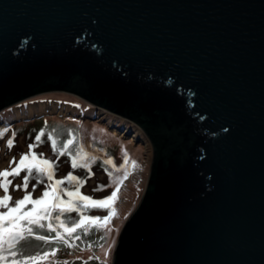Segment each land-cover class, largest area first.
Returning a JSON list of instances; mask_svg holds the SVG:
<instances>
[{"label": "water", "instance_id": "95a60500", "mask_svg": "<svg viewBox=\"0 0 264 264\" xmlns=\"http://www.w3.org/2000/svg\"><path fill=\"white\" fill-rule=\"evenodd\" d=\"M51 91L151 144L112 264H264V0H0V111Z\"/></svg>", "mask_w": 264, "mask_h": 264}, {"label": "rangeland", "instance_id": "374dc122", "mask_svg": "<svg viewBox=\"0 0 264 264\" xmlns=\"http://www.w3.org/2000/svg\"><path fill=\"white\" fill-rule=\"evenodd\" d=\"M44 96L52 99L47 101V98H43ZM74 96L75 94L68 92L51 91L29 98L25 107L11 105L1 110L0 114L3 113V118H0V130L8 129V131L0 137V170H10V168L16 167L21 154L29 152L28 146L36 142L37 134L43 129L44 135L41 137V142L32 151L38 159H47L53 162L54 180L63 179L71 173L73 176L85 181L80 188L81 194L97 200L109 196L122 180L119 198L113 205L116 215L107 227L101 228L99 231L93 229L91 238L89 235L84 236L81 241H76V246L71 249L57 246L60 251L56 259L68 261L69 264H112L119 233L143 193L148 177L152 148L148 138L140 129L133 122L123 117L96 107H93L92 111L85 115L71 112L74 109L78 112V109L73 105L79 100L77 96V98ZM40 98L43 99L40 100ZM27 105L35 107L33 108V114L29 115ZM16 110L22 111V115L18 117L15 113ZM119 121L122 127L118 128V131L120 134L123 132V135H119V132H112ZM106 126L112 128V131L110 132ZM134 130L138 131L139 135L132 140L131 136ZM47 131L51 132L57 142V152L53 151L49 140V132ZM13 133H15L14 144L9 148L6 146L7 141L13 139ZM69 139L73 142L65 150L63 144ZM81 149L83 151H80ZM78 151H80V156L77 157ZM125 153L128 157L127 171L129 175L126 179H123L125 170L116 171L115 168H119L120 165L125 163ZM40 154L43 155L40 156ZM73 157L77 159V167L75 168L72 167ZM88 157L93 158L89 159ZM108 159H111L113 163L105 164L104 162ZM13 160L15 162L10 166L9 162ZM85 161L88 164L87 168L80 166ZM133 161L136 165L134 168L131 167ZM89 173H91L90 176ZM109 173H111V181ZM27 174V170H22L19 176L8 177L12 181L9 186V193L13 201L25 195V190H16L15 186L21 185L24 176ZM37 179H42L43 182L37 184ZM47 183H49L47 177L37 176L35 169H33L26 191L32 193L33 198H39ZM33 185H36L34 192ZM98 185L104 187L94 191ZM59 187L69 188L70 184L65 181ZM3 195V191L0 190V196ZM62 198L68 199L67 196ZM27 207L31 208L32 206L28 204ZM84 214L103 217L108 213L105 210L92 209ZM62 218L66 220L64 216ZM71 218H73L72 223H74L79 220V215L73 211L71 212ZM72 223H69V225ZM101 236L103 239L100 238ZM88 243L92 244L91 248L86 247ZM105 250L109 252L108 257L104 255ZM89 256L98 257L99 259L89 260Z\"/></svg>", "mask_w": 264, "mask_h": 264}, {"label": "snow or ice", "instance_id": "6c2138e0", "mask_svg": "<svg viewBox=\"0 0 264 264\" xmlns=\"http://www.w3.org/2000/svg\"><path fill=\"white\" fill-rule=\"evenodd\" d=\"M8 129L0 130V137L7 132ZM44 135L42 129L37 134L36 142L30 144L29 152L21 154L20 160L16 163V167L0 170V190L4 195L0 196V264H69L68 261L56 259L60 248L52 247L48 251L37 250L29 252L28 248L33 241L43 243L44 245L59 244L69 249L76 246V241H81L84 236H88L93 229L99 231L101 228H106L111 222V219L116 215L113 205L119 198V190L122 180L117 184V188L111 194L102 199H94L89 196L82 195L80 188L83 186V180L69 173L66 177L59 180H54L53 162L47 159H38L37 155L32 151L33 148L41 142V137ZM49 140L52 144L53 151H56L57 142L49 133ZM15 133L13 139L7 141V147L11 148L14 144ZM73 141L69 139L64 142L63 149H68ZM80 151H83L81 149ZM80 151L77 152V157L80 156ZM63 154V152H61ZM43 154H40L42 156ZM87 155V154H85ZM125 163L115 168L116 171L125 170L123 179L129 175L127 171L128 157L124 154ZM92 159L93 157H88ZM15 161H10V166ZM112 164L111 159L104 162ZM80 166L87 168L88 164L85 161ZM135 162L131 163V167H135ZM72 167H77V159L72 158ZM115 167V166H114ZM33 169L37 176L47 177L49 183L45 184V190L39 198H33L32 193L27 192L29 178L32 175ZM27 170V175L24 176L22 184L16 185V190H25V195L20 199L13 201L9 193V186L12 181L9 176H19L20 171ZM91 173H89V176ZM111 181V173H109ZM68 181L69 188H60L59 186ZM42 179H37V184L42 183ZM36 185H33V192ZM104 186L98 185L100 190ZM67 196L65 200L62 197ZM31 204V208L27 205ZM82 205V206H79ZM105 210L107 215L90 216L84 213L88 210ZM77 212L79 220L69 225V222L62 217L66 213ZM46 222V223H45ZM109 231L111 229H108ZM46 233V234H45ZM54 233L55 235H52ZM103 239V237H100ZM87 248H91L92 244H86ZM83 250V249H82ZM105 257H108L109 252L105 250ZM99 259L98 257L89 256L88 259Z\"/></svg>", "mask_w": 264, "mask_h": 264}, {"label": "trees", "instance_id": "16d2710c", "mask_svg": "<svg viewBox=\"0 0 264 264\" xmlns=\"http://www.w3.org/2000/svg\"><path fill=\"white\" fill-rule=\"evenodd\" d=\"M74 97H76V95ZM43 98H47L46 99L47 101H49V99H52V98L46 97V96H44ZM43 98H40V100L43 99ZM28 100L29 99H25L24 100L25 102H21V103L15 104V105H17V107H23V106L25 107L26 106V103L28 102ZM78 100L79 101H77V103L75 105H73V107H75V108L78 109V112L75 109L73 111L70 110L71 112L79 113V114H84L85 115V114H88V112L92 111V108L94 107L93 105H90L84 99H82L80 97H78ZM50 101H52V100H50ZM0 118H3V113L0 114ZM47 132H49V131H47ZM49 133H51V132H49ZM57 151L58 150L56 149L55 152H57ZM64 218H66V221H68L69 223H72L73 222V218H71V213H66L64 215ZM92 233H93V230L89 233V237L90 238L92 237ZM52 235H55V234L52 233ZM37 243L38 242L33 241L32 242V245L28 248V251L29 252H35L37 250H40V251H48L52 247L62 246V245L55 244V243L54 244H51V245H44L43 243H39V245L37 247Z\"/></svg>", "mask_w": 264, "mask_h": 264}, {"label": "bare ground", "instance_id": "6f19581e", "mask_svg": "<svg viewBox=\"0 0 264 264\" xmlns=\"http://www.w3.org/2000/svg\"><path fill=\"white\" fill-rule=\"evenodd\" d=\"M33 108H35L34 106H29V105H27V112H29V115H31V114H33L32 112H33ZM22 111H20V110H16L15 111V113L17 114V116L19 117V116H21L22 115V113H21ZM110 125V124H109ZM107 127V126H106ZM113 127V126H112ZM122 127V125H121V122L119 121V122H117V124L114 126V131H112V128H108V130L111 132H113V133H118L119 131H118V128H121ZM133 134H132V136H131V139L133 140L134 139V137H138V131H133L132 132ZM124 133L122 132L121 134H120V132H119V135H123ZM145 142H146V145L148 146V143H147V141L145 140Z\"/></svg>", "mask_w": 264, "mask_h": 264}]
</instances>
